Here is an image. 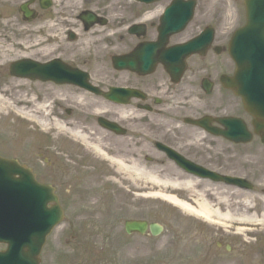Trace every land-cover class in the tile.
Masks as SVG:
<instances>
[{
	"label": "flooded vegetation",
	"instance_id": "obj_1",
	"mask_svg": "<svg viewBox=\"0 0 264 264\" xmlns=\"http://www.w3.org/2000/svg\"><path fill=\"white\" fill-rule=\"evenodd\" d=\"M173 1L21 2L26 10L21 13L24 35L34 52L26 60L32 58L39 64L66 63L72 77V83L64 85L42 79L24 81L32 86L28 96L36 105L33 110L49 107L46 114L51 117L50 126H54L52 120H60L79 138L72 140V167L57 163L62 161L54 158L46 163L51 171L43 173L44 182L72 183L73 242L84 245L91 242L95 247L150 246L134 239L139 235L128 236L125 223L130 220L153 223L150 216L155 213V205L141 202L139 170L153 173L156 167L177 168L174 161L158 150L157 142L198 165L211 167L226 157L230 159L232 154L228 149L217 150L216 142L236 145L209 130H226L221 119L227 118H240L250 124L236 98L222 90L220 83L221 76L233 71L227 53L229 37H222L228 27L227 18L221 16L227 10L224 2L213 7L211 0H193L190 24L158 48L159 25ZM233 1L238 6L244 3ZM207 29L214 31V43L206 59L197 54L186 61V69H177L174 74L162 63L155 64L158 51L163 54L186 45ZM147 46L154 48V65L151 56L146 58V64H138L136 72L114 65V57H128ZM88 86L94 90L87 89ZM208 90L210 94L206 93ZM110 92L117 94L106 97ZM187 119L203 121L207 127H194L186 123ZM38 156L24 151L21 157H16L39 175L40 167L33 161ZM169 176L173 178L171 173ZM164 232L171 239L180 238L179 233L168 230V225H164ZM195 233L196 241L206 247L213 245L214 237L219 236V231L199 229ZM189 236L191 233L186 238ZM140 238L154 242L157 237L148 233ZM216 245L220 250H228L220 242ZM93 261L89 259L85 264Z\"/></svg>",
	"mask_w": 264,
	"mask_h": 264
},
{
	"label": "rangeland",
	"instance_id": "obj_2",
	"mask_svg": "<svg viewBox=\"0 0 264 264\" xmlns=\"http://www.w3.org/2000/svg\"><path fill=\"white\" fill-rule=\"evenodd\" d=\"M4 16L5 15H3L2 17ZM4 19L5 18L0 19V23L3 22ZM18 27V25L14 26V28L16 29H19ZM0 28V36L4 35L1 37H5L7 43L9 44V42L11 41H9V39H11L10 34H8L7 30H5L3 27ZM17 43L18 41L13 37L12 45H15ZM11 52L13 53H9L4 60V63H6L5 66L3 65V61H0V88L2 87L3 81H6L10 77L8 73L10 65L22 58L21 50L19 55L20 57L17 56V53L19 51H15L14 49H12ZM1 64L3 66H1ZM10 79L13 78L10 77ZM20 94L22 95L21 92L19 93V95ZM17 95L18 89L14 91L13 97ZM22 125L23 122L16 119L14 116L4 119L0 115V151L16 155L12 153L13 150L20 154L21 144H18V142L15 141V143H11L8 146V138H4V136L10 137V135L14 134L13 131H19L20 129L23 130V128L27 129V126ZM52 138H54L53 143H55L61 150L67 152L72 149L71 138H69V136L60 134ZM8 147H10V150L7 149ZM216 149L220 151L228 149L232 153L230 154V159L228 157L224 159L228 162L232 161L229 165L230 168H224L220 170L222 172H231L235 173L236 175L248 176V178H250V181L255 185V190L253 192H250L235 188H223L224 186H222V188L221 186L217 188L201 185V187H199L201 193L209 189V195L205 196L207 201H209L213 206H217L223 213L230 212L237 217H241L243 215L250 216L255 214L257 216L260 215V217H256V219L258 218L260 220H264V217H262V215L264 214V146H262V144L258 140L254 141L252 145L246 148L232 147L230 145H225L221 141L216 142ZM247 151H249L250 154L246 156L247 160H245L243 159L245 155L244 152ZM44 154L48 156L47 153ZM233 154L236 155V158H233ZM225 161H221L219 163L216 162V165L211 164V167L217 169L216 167L225 164L223 163ZM45 171H51V169H46ZM152 171H155L156 174H159L161 176H166L167 178L170 177L168 173V171H170L174 174V177L179 178V180L182 179L172 169L168 170L165 168L156 167L155 169H152ZM63 186V191L67 196V198L63 200V204L66 208V222L61 227H59L49 238L42 255V264H75L80 258H124L127 255H134V257L142 256V258H151L148 261L153 262L154 264H264V223L252 226L239 225L237 227H248L251 230L240 231L239 229L238 231H235V233H223L218 237L215 236L213 239V245L209 246L210 253L207 256H210V258L206 260L203 259V257L200 256L198 252L200 250L199 248L207 249V247L204 244L198 246L197 242L195 241L196 233L194 232L199 229L195 227L196 225L194 226V224L186 222L187 218L183 213L173 212L171 206H168V204L161 200H157L155 202L156 209L155 213L150 216L151 221L161 222L162 224H167L170 227L172 221L175 220V222L173 223V227L171 226L170 228V231L181 229V231H184L185 237L187 234L191 233L190 238L185 239L190 240L191 244L184 243V239L180 238L178 240V238L174 236V240H176L174 242L176 245H166V247H164L163 243L170 239L168 236H166V233L164 235L166 237H162L160 240H158L159 242L157 243L139 240L141 241L140 243H148V245L150 246L136 247V249L134 250L127 248H109L98 252L97 250H92V248H74L72 247V196L69 194V191H72V185L65 184ZM215 194L219 196H226L228 198V202L225 205H223L222 203L221 206H218V203L215 202L217 197V195ZM190 226H192L193 229ZM177 233L179 232L177 231ZM218 242L229 244L232 247L231 251L226 252L225 250H220L219 248H217L216 244ZM175 250L178 252V255ZM189 251H192V258L198 257L199 259H195V262L192 261L191 256L189 259H185V256H188V254L190 253ZM115 262L121 261L116 260Z\"/></svg>",
	"mask_w": 264,
	"mask_h": 264
},
{
	"label": "water",
	"instance_id": "obj_3",
	"mask_svg": "<svg viewBox=\"0 0 264 264\" xmlns=\"http://www.w3.org/2000/svg\"><path fill=\"white\" fill-rule=\"evenodd\" d=\"M247 14L248 25L238 32L234 41L232 56L238 70L233 89L243 97L246 109L256 118L254 121L256 132L264 139V0H249ZM13 72L21 75L31 73V70L19 62L14 65ZM253 72H256V75ZM245 83H248V87L244 85ZM234 139L237 143L251 140L250 135L240 130ZM17 174L22 176L21 180L15 178ZM226 180L247 189L252 188L247 183ZM0 192L7 195L22 192L29 194L25 199L11 196L12 199L7 204L4 217L8 218V221L0 222V242H7L9 251L0 254V264H40V255L47 237L63 220L58 199L52 189L38 185L27 170L2 159ZM2 203L6 204L7 200ZM49 204H53L52 208L48 207Z\"/></svg>",
	"mask_w": 264,
	"mask_h": 264
},
{
	"label": "bare ground",
	"instance_id": "obj_4",
	"mask_svg": "<svg viewBox=\"0 0 264 264\" xmlns=\"http://www.w3.org/2000/svg\"><path fill=\"white\" fill-rule=\"evenodd\" d=\"M1 2L3 0H0ZM10 3V2H9ZM16 16V18H15ZM12 17L10 15H7L5 17L6 21H3L0 23V27H3L5 30L11 33L12 38L14 37L15 40L18 41L17 44L12 45V39H9V44L7 43V40L5 37H1L4 35L0 36V61H3L8 56L9 53L11 52L12 49L15 51H19L17 53V56L20 57V50H21V55L22 57L27 56V52L31 51L30 47L27 46L26 44V38L24 35V31L21 30L19 32L14 26H17V15L13 11ZM21 29L20 27H18ZM1 29V28H0ZM4 66L6 63L3 64ZM1 64V66H3ZM24 88V84L21 80L17 79L16 81L12 79H7L6 81H3L2 88L0 89V115L4 118L7 119L9 118L12 114L15 115L16 117L19 118H30V112L26 111L24 108L27 104H29V101L25 99L24 97H21L20 95L17 96V98H14L11 96V94L16 90V89H21ZM42 126V122H39ZM148 177V180L155 182L156 185H167L169 186V183L161 181L159 176H151L150 174L144 173L143 170H139V176ZM152 177L153 179H151ZM187 179V178H186ZM188 180V179H187ZM197 183V181H196ZM193 181H185V182H178L177 183H172L170 186V189L174 191V195L172 194H163V192L156 193V197L159 199H164L167 201L171 206L175 207L177 210L181 211L188 217L195 216L200 219H205L208 222H213V221H230V222H243V223H264V220L256 219V217H260L253 214V215H243L241 217H237L234 214H231L230 212L223 213L221 210L216 206H213L210 204L209 201L206 199V195H209L208 193L210 192L209 189L206 191H203V193H200L199 186L197 185L202 184L198 182L196 184ZM175 184V185H174ZM203 185V184H202ZM186 191L188 193L182 194L178 193V191ZM225 194V193H224ZM238 194V193H236ZM217 195V194H215ZM213 195V196H215ZM223 196V195H220ZM217 195L215 202L218 203V206H221L222 203L225 205L228 202V198L226 196L220 197ZM208 198V197H207ZM231 201V200H229ZM217 208V209H216ZM264 217V214L262 215Z\"/></svg>",
	"mask_w": 264,
	"mask_h": 264
}]
</instances>
